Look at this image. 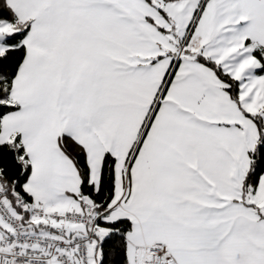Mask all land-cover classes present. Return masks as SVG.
Returning <instances> with one entry per match:
<instances>
[{
	"label": "snow or ice",
	"instance_id": "snow-or-ice-1",
	"mask_svg": "<svg viewBox=\"0 0 264 264\" xmlns=\"http://www.w3.org/2000/svg\"><path fill=\"white\" fill-rule=\"evenodd\" d=\"M0 264H264V0H0Z\"/></svg>",
	"mask_w": 264,
	"mask_h": 264
}]
</instances>
